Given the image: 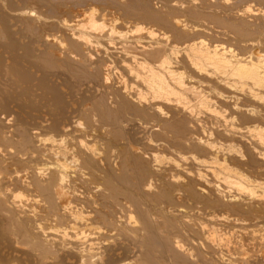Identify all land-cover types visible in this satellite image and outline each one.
I'll return each mask as SVG.
<instances>
[{
  "label": "bare ground",
  "instance_id": "bare-ground-1",
  "mask_svg": "<svg viewBox=\"0 0 264 264\" xmlns=\"http://www.w3.org/2000/svg\"><path fill=\"white\" fill-rule=\"evenodd\" d=\"M4 1L2 2L4 4L3 6L7 4V0L5 1L6 3ZM9 1L8 3L11 4H9L10 7L13 6L10 9L15 8L14 10L20 13L19 16L24 17L29 22L36 21L33 18L35 16L32 17L36 12L30 16H27V14L25 15L24 11L22 13V8L19 6L22 4L20 0ZM59 1L71 2L73 6H71L68 11L64 9L65 11L59 13V5L57 4ZM85 1L90 2V0H26L24 2H27L34 10H40L44 7L47 8V15L52 17V20L53 17L55 18V16L58 15L62 17L61 21H58L60 20L59 18L58 20L57 18L53 21L49 20L51 23L47 21L49 23L47 26L51 33L46 35L42 33L45 35L44 40L47 42L46 44L50 45L51 51L44 52L40 57L38 56V62L41 68L46 72L62 69L65 75L75 77L80 83H86L87 81L89 83V81L94 79L92 73L88 72L90 70H87L85 65V61L88 63L91 57L94 56L93 53L90 52L93 49L95 51L97 49V52L102 51V53L108 54L111 51L109 50L111 47L109 48L110 44L108 45V43L116 38L115 34L118 36L121 32L116 26V22L106 29L98 27L97 23L102 21L96 15V11H98L96 9L98 7H90L88 9L81 8L79 5ZM93 1L96 5L103 4L112 8L119 3L118 0H92L91 3H93ZM146 1L128 0L127 7L125 6L126 13L131 16L136 14V16L142 18V20L144 19L149 23H153L161 27V29L164 28L166 32H163L157 39V37H154L156 31L153 29L149 27H145V29L143 26V28L137 26L135 30L141 33L135 34L126 41L124 40L118 52L122 53V56L124 53V55L129 58L127 59L129 63L126 58L124 61L125 63L122 62L124 65L126 63L129 64V66L127 65L128 68L127 66L126 68L131 74L137 77L138 86H140L142 90L137 86L134 88V85L132 86L133 88H128L129 86L126 85L127 83L125 80L119 78L113 84L109 82L110 85H108L107 91L102 88V92L104 91L106 94H103L83 108L82 113L84 114L81 115H84L86 122L81 123L80 121H75L72 125L71 122L68 123L67 121V115L71 106L66 100H63V94L61 96V93L58 92L56 87V90L54 89L52 94L53 100L51 99L52 105L54 106V108H52L53 113L50 117L51 119H49L51 121L50 127L58 135H54L53 133V135H48L45 132L49 137L42 138L40 137L41 134H38L41 132V129L39 130L40 132L28 131L23 124L24 127L16 124L14 129H9L10 127L6 126L8 123L0 118V128L2 129L0 131V141H7L14 146L16 150L15 153L13 152L12 154L14 160L9 155L12 161L11 164L15 163L17 166L19 165V167L21 166V168L23 167L26 170L27 174L25 177H28L29 180L26 186L31 188L30 190L37 192L35 194H40L43 197L44 203L42 204H44V206L42 207L43 210H41L48 212L47 218L49 220H51L50 218L58 220L57 222L60 221V224L69 226L70 229H68L71 230L72 235L76 238L77 253L80 254L81 257L84 258V256H86V254H84L86 249L90 252L92 249L94 250L97 245H99V247L100 245L105 247L112 244L113 240H117L119 237L124 243L128 242L139 246V251L142 252L139 254H143V259L148 262H145V264H166V261L164 263V260H167L164 258L165 255H169V257L174 260L173 264H193L191 260L192 256H190L191 252L182 245V241L171 238V235H165L161 227L165 226L167 229L169 228L179 233L183 231L189 233V229V231H178L181 229V225L185 227L187 225L191 228L192 232H195L198 236L203 238L204 242L202 241V243H205L209 248V252L212 253L219 244L216 245L218 236L216 235V239L214 235L216 234L215 228H213L214 225L209 230L206 226L210 228V225L206 223L217 224L223 221L220 217L219 219L214 218L217 211L220 212L221 210L226 214L230 213L233 219L235 216H238L239 218L235 217V220H238L239 223L240 221L245 222L248 220L254 221L257 219H264V48H259L251 41H247V43L249 42L248 44L240 47L236 46L235 48L223 44L205 43L202 40L196 42V39L192 35V29L187 27L184 22L179 19L180 17H171L160 10L158 11L153 8L152 4L150 5V3ZM257 1L264 3V0ZM248 5L249 4H247V8L243 10V12L245 11L243 14H245L246 11L250 14L251 7L249 8ZM8 6L6 5L5 7L9 8ZM5 7L4 9H6ZM14 10H12V12H14ZM0 12L2 13V11ZM191 12L193 11L191 10ZM6 17L8 18V16ZM238 18L240 19V17ZM1 19H4V16H2ZM234 19L232 20L234 26L231 27L236 29L238 32L237 35L239 33L241 35L250 36L260 34L259 28L261 27L248 25L249 22L246 23L244 20L243 23H237L238 20L234 21ZM104 21L105 20L102 22ZM114 21H117L116 18ZM32 23H30L31 26ZM232 23L230 22L228 25L230 26ZM4 24L6 25V23ZM38 24L39 23H37V25ZM13 25H15V23ZM38 26L42 27V25ZM8 27L12 28L10 24ZM9 28H7V30H9ZM263 32L264 31H262V33ZM11 33L12 29L10 36ZM46 33L49 32L46 31ZM17 36H20V34ZM121 36L122 35H119L120 39L122 38ZM5 44L6 45H2L7 48L9 45H7V43ZM28 47L30 48L29 50H34L31 49L30 46ZM113 55L112 53L111 56ZM19 56L17 57L19 58ZM30 56L31 55H29V59ZM103 58L104 57L99 61L95 59L87 65L89 68L90 64L93 62H96L97 65V62L100 63L102 60H105ZM119 58L121 57L119 56ZM122 59L124 60V57ZM26 61L30 62L27 58ZM117 61V64L120 65V61ZM32 63L34 64V61ZM14 64H16V62ZM18 64L19 63H17V65ZM98 65H101V63ZM20 66L23 65L20 64ZM2 67H4L3 64ZM120 68H124V66H120ZM36 70L41 72L40 69ZM100 70L102 69L100 68ZM119 71H121V69ZM94 72H96V70ZM22 75H24L26 79V77H29L31 74L24 71ZM108 75V77L111 78V74ZM133 75L132 78L134 77ZM53 77L51 79H53ZM56 77H58V75ZM45 78H48V76ZM41 79H39V85L45 88L49 83H47L48 81H44V78L42 81ZM34 80H36V78ZM106 80L107 76L104 80L105 84L107 83ZM115 80L116 79L112 80V82ZM51 82L50 84H52ZM104 82L101 83L100 81L99 83L103 84ZM99 83L97 85H99ZM11 85L9 84V87ZM52 85L55 86V84ZM69 86H71V84L68 85V88H70ZM72 86L74 85L72 84ZM76 86V88H78V85ZM93 86L95 87L96 84ZM102 86H104V84ZM25 87L27 88V86ZM62 87L65 86L62 85ZM50 88L53 89V87H49V89ZM27 89L29 91V88ZM99 89H101V87ZM189 91L198 96L199 104L209 110V112L212 113L211 115L219 114V116H215L222 118H220L218 122L219 125L213 126L208 134L202 133L203 135H200L198 130H196L200 123H197L198 118L196 120V118L192 117L195 113L192 114V109L187 103L188 98L186 97V99L184 97ZM49 94H47V96ZM100 94L102 93L100 92ZM70 109L74 112L76 108L74 110H72L73 107ZM78 110L79 108L76 111ZM20 116L22 115L20 114ZM194 117H196V115H194ZM128 122H133L138 127H142V129L150 133L146 143H143V147H139L140 144L137 146L131 141H128V143L124 142V140L129 137L127 135L128 131L125 130L124 127V124ZM48 126L49 125L45 127L48 128ZM42 127L44 128V126ZM7 128L9 130L5 131L4 129ZM202 129L199 130L202 131ZM44 131L47 130L44 128ZM44 131L42 132L44 133ZM49 131L50 130L47 132ZM50 132L49 134H51ZM126 136L128 137L126 138ZM44 141H50V144L46 145L48 142L45 144ZM5 149L7 150V148ZM6 164L4 166H6ZM6 168L4 167L5 170ZM15 169H17V167ZM8 170L10 169L8 168ZM4 177H6V175ZM89 181L95 184L93 186L95 193L91 191L95 194V197L97 196L96 194H98L99 197L106 194L110 198V201L106 203L92 204V211H90L93 213L92 215L89 214V211V213L85 214L86 212L84 213L83 209L78 207L80 205L79 203L84 200L81 198L82 201L79 202L80 196L82 197L83 194L79 195L78 188H86L84 183ZM90 182L86 184L91 189ZM106 195L105 197H107ZM91 196L93 197L92 199L90 198V202L92 203L94 202L93 199L96 200V198H94L93 194H91ZM1 199L0 212L9 214L13 211L11 210L13 208L19 214H30L29 212L27 213V209L21 208L23 205L26 206L28 202L26 203L22 200L19 195L13 196L11 203L7 198ZM103 199L104 198H102V200ZM84 207L86 208L85 205ZM109 207H113V209H109ZM187 207L192 208L191 211L194 209L198 214H205V216L208 217H203V219L207 218V220L201 221L198 219V216H196L198 218L195 216V218L192 217L191 215L195 214H192L191 211L189 212L191 214H188L187 212L189 210L186 211V209H188ZM34 210L35 209L32 208L33 212ZM37 214L38 212L36 215ZM219 214H221V212ZM186 216H191V220L186 221L187 219H184ZM4 217L6 219L5 222L9 221V219L11 220L10 215ZM11 222L13 221L11 220ZM259 223L260 220L258 224ZM262 223L264 224L263 221ZM262 223L261 225H263ZM252 224L255 223L253 222ZM54 225L55 227L57 226L56 224ZM45 226L50 229L52 227L46 224ZM4 233L8 235L12 234V232L8 231L7 227H5ZM184 233L185 232H183V234ZM198 243L200 242L198 241L195 247H197V251L199 250L200 262H202V264L212 263V257L210 258L209 253H206L208 251L204 252ZM39 245L40 244H38V246ZM34 248H36V246ZM40 251L42 252V250ZM0 257L3 258L2 256ZM172 260L168 262L171 263ZM260 260L264 264V252L263 254L260 253ZM109 261L106 260V264ZM216 264L228 263L219 261V263L216 262Z\"/></svg>",
  "mask_w": 264,
  "mask_h": 264
},
{
  "label": "rangeland",
  "instance_id": "rangeland-1",
  "mask_svg": "<svg viewBox=\"0 0 264 264\" xmlns=\"http://www.w3.org/2000/svg\"><path fill=\"white\" fill-rule=\"evenodd\" d=\"M4 0H0V11H2L3 15L1 12V17L4 16V19H1L0 17V118L3 121H6L8 124L6 126L10 127L9 129H14V126L20 125V126H25V128L28 131H32V132H42L45 130H50L52 132H50L51 134H49V132L44 131V133L40 132L38 134H41L40 137L44 138V137H49L48 135H58L57 133H55V131L50 127V117L52 115V111L54 108V106L52 105L51 99L53 98V90L57 87L58 92L61 93L62 98H64L63 100H66L67 103L71 106L70 108L73 107L71 111V109L69 108V113H68V123L71 122V124L75 121H80L81 123H85L86 120L84 118V114L83 112V108H85V106L87 104L92 103L94 100H96L97 98H99L100 96H102L103 94L105 95L106 92H102V88L105 89V91H107L108 85L113 84L114 82L117 81V79H121V80H125V82L127 83L126 85L129 86L128 88H131L133 85V87L135 88L136 86L142 90V88L140 86H138L137 83V77L134 76L133 74L130 73V71L127 69L129 66V61L127 59H129L128 57H126V55L123 56L121 55L122 53H118L120 51V47L122 46L121 43L125 40H128L129 38H131L132 36H134L135 34H139L141 33L140 31L137 32V30H135V28L137 26L140 27H146V28H151L154 31H156V35L154 37H157V39L159 38L158 36H160L165 29H161V27L153 24V23H149L146 20H142V18L136 16V14L134 15H129L128 13H126V7L128 4V0H118V5L114 6L113 8L110 6H105L103 4H95L94 1L93 3L92 0L89 1H85L82 2L79 6L81 8L84 9H88L90 7L94 8V7H98L96 10L97 13V17L100 18L102 21L105 20L104 22L99 21L97 23L98 27L106 29L108 28L110 25H112L114 22H116V26L119 28V30L121 31L119 35H122L120 39L119 35L117 36L115 34V41L113 40L112 42L108 43V45L110 44L109 48L111 47V50L108 54L107 53H102V51L97 52L93 49L90 53H93L94 56L91 57V59L88 61V63H91L92 61H94L95 59L97 61L101 60L102 57H104L100 63L101 65H98L100 63L96 62L90 64V68H89V64L87 63V61H85V65L87 70L89 69L90 71H88L89 73H92L93 76V80L85 82H78L77 79L75 77H70L68 75H65L64 71L62 69H55L52 71H44L41 66L39 65L38 59L40 56H42L44 54V52H49L51 51V47L49 44H46L47 42L44 40V36L46 34H50L51 31H49V27L47 25H49V20H52V17L47 15V8H41L40 10L32 8L30 5L26 3H24L26 0H20L22 2L20 8H22V13L24 11L25 15L27 14V16H30L31 14H35L32 15L35 16L33 17L36 21H32L29 22L27 21L24 17L19 16L20 13L17 11H15L12 8L13 6L10 7V3H8L9 0H7V7L3 6L4 4L2 3ZM6 1V0H5ZM4 1V2H5ZM144 1V0H142ZM146 1V0H145ZM210 1V2H209ZM147 0L146 2L150 3V5L152 4L153 8H155L156 10H160L168 15L175 16V17H180L179 19L182 20L184 22V24L189 27L190 29H192V35L193 37L196 39L197 41H204L205 43H215V44H223L226 46H230L235 48L236 46L240 47L242 45L248 44L247 41H251L253 42V44H256V46H258L259 48H264V39H263V35L264 32L262 33V31H264V3L263 2H258L257 0ZM257 1V2H256ZM10 2V1H9ZM170 2V3H169ZM207 2V3H206ZM228 2V3H227ZM252 2V3H251ZM2 3V4H1ZM6 3V2H5ZM219 3V4H218ZM223 5H221V4ZM244 3V4H243ZM258 3V4H257ZM260 3V4H259ZM25 4V5H24ZM59 5L58 11L59 13L65 11V10H69V8H71L72 3L71 2H67V1H59L57 3ZM69 4V6H68ZM228 4V5H227ZM247 4L248 7L251 9V12L249 14L248 11H246V13L243 14V10H245V8H247ZM253 4V5H251ZM57 5V6H58ZM62 5V6H61ZM101 5V6H100ZM126 6V7H125ZM204 6V7H203ZM232 6V7H231ZM242 6V7H241ZM4 7L6 9H4ZM30 7V8H29ZM228 7V8H227ZM244 7V8H243ZM259 7V10H258ZM3 8V9H2ZM24 8V9H23ZM124 8V9H123ZM158 8V9H157ZM242 8V9H241ZM263 8V9H262ZM19 9V8H18ZM65 9V10H64ZM184 9V10H183ZM194 9V10H193ZM7 10V12H6ZM9 10V12H8ZM11 10V11H10ZM12 10H14V12H12ZM34 10V11H33ZM113 10V11H111ZM172 10V11H171ZM191 10L193 12H191ZM253 10V11H252ZM27 11V12H26ZM190 11V12H189ZM235 11V12H234ZM250 11V10H249ZM258 11V12H257ZM199 12V13H198ZM211 12V13H210ZM242 12V13H241ZM14 13V14H13ZM19 13V14H18ZM121 13V14H120ZM192 13V14H191ZM39 14V15H38ZM114 14V15H113ZM219 14V15H218ZM226 14V15H225ZM47 15V16H46ZM103 15V16H102ZM105 15V16H104ZM194 17H192V16ZM231 15V16H230ZM234 15V16H233ZM8 16V18L6 17ZM16 16V17H15ZM119 16V17H117ZM227 16V17H226ZM242 16V18H241ZM263 16V17H262ZM11 17V18H10ZM42 19H40V18ZM46 17V18H45ZM103 17V18H102ZM182 17V18H181ZM223 17V18H222ZM240 17V19L238 18ZM40 20H38V19ZM55 18H58L61 21L62 17H60V15L55 16ZM53 17V20H56ZM105 18V19H104ZM116 18L117 21H114ZM118 18V19H117ZM225 18V19H224ZM228 18V19H226ZM236 20H235V19ZM7 19V20H6ZM15 19V20H14ZM25 19V20H24ZM48 19V20H47ZM243 23L244 21L246 23H248V25H251L253 27H261L260 29V34L257 35H241L240 33L237 35V31L233 25V20ZM242 19V20H241ZM248 21H246V20ZM6 22H5V21ZM13 20V21H12ZM20 20V21H19ZM43 20V22H42ZM52 20V21H53ZM119 20V21H118ZM240 20V21H239ZM244 20V21H243ZM250 20V21H249ZM9 23H8V22ZM16 21V22H15ZM19 21V22H18ZM40 21V22H39ZM49 23H48V22ZM136 21V22H135ZM242 21V22H241ZM252 21V22H251ZM3 22V23H2ZM46 22V23H44ZM132 22V23H131ZM138 22V23H137ZM225 22V23H224ZM232 23V25H228V23ZM252 24H251V23ZM6 23V25L4 24ZM15 23V25H13ZM18 23V24H17ZM30 23H32V26L30 25ZM37 23H39L38 25H42L38 26ZM48 23V24H47ZM119 23V24H118ZM136 23V24H135ZM227 23V24H226ZM236 23V22H235ZM258 23V25H257ZM9 24L12 26V28L8 27ZM22 24V25H21ZM28 24V25H26ZM44 24V26H43ZM46 24V25H45ZM254 24V25H253ZM261 24V25H260ZM37 25V26H36ZM257 25V26H255ZM2 26V27H1ZM5 26V27H4ZM28 26V27H27ZM151 26V27H150ZM41 27V28H40ZM45 27V28H44ZM48 27V28H47ZM142 27V28H143ZM156 27V28H155ZM204 27V28H203ZM7 28H9V30H7ZM27 28V29H26ZM145 28V29H146ZM223 28V29H222ZM4 29V30H3ZM12 29V33L10 36V32ZM44 29V30H43ZM234 29V30H233ZM263 29V30H261ZM32 30V31H31ZM194 30V31H193ZM226 30V31H225ZM233 30V31H231ZM14 31V32H13ZM16 31V32H15ZM42 31V32H41ZM46 31H48L49 33H46ZM124 31V32H123ZM142 31V30H141ZM144 31V30H143ZM28 32V34H27ZM31 34H30V33ZM45 32V33H44ZM233 32V33H231ZM23 33V34H22ZM40 33V34H39ZM45 35H43V34ZM124 33V34H123ZM2 34V35H1ZM20 34V36L17 35ZM42 34V35H41ZM263 34V35H261ZM17 37H16V36ZM25 35V36H24ZM28 35V36H27ZM41 37H40V36ZM14 36V37H13ZM35 36V37H34ZM234 36V37H233ZM239 36V37H238ZM5 37V38H4ZM8 37V38H7ZM12 37V38H11ZM28 37V38H27ZM207 37V38H206ZM230 37V38H229ZM238 37V38H237ZM10 38V39H9ZM16 38V39H15ZM19 38V39H18ZM33 38V39H32ZM42 38V39H41ZM210 38V39H208ZM119 40V41H118ZM239 40V41H238ZM18 41V42H17ZM28 41V42H27ZM31 41V42H29ZM45 41V42H44ZM7 43V45H9L7 48L6 46H3L2 44L6 45L5 43ZM43 44H42V43ZM19 43V44H18ZM23 45H22V44ZM26 43V44H25ZM45 43V45H44ZM243 43V44H242ZM235 44V46H234ZM238 44V45H237ZM240 44V45H239ZM26 45V46H25ZM34 45V46H32ZM120 45V46H119ZM16 46V47H15ZM18 46V47H17ZM30 46L31 49H34L33 51L29 50L30 48L28 47ZM34 47V48H33ZM28 48V49H27ZM116 48V49H115ZM17 49V50H16ZM29 51H27V50ZM39 49V50H38ZM42 49V50H40ZM4 50V51H3ZM10 50V51H9ZM13 50V52H12ZM16 50V51H14ZM38 50V51H37ZM117 52H116V51ZM41 51V52H39ZM43 51V52H42ZM12 52V53H11ZM23 52V53H22ZM34 52V54H33ZM37 52V53H36ZM4 53V54H3ZM9 53V54H8ZM12 57L11 56V54ZM15 53V54H14ZM28 53V54H27ZM31 53V54H30ZM39 53V54H38ZM100 53V54H99ZM114 54L113 56H111V54ZM22 54V55H21ZM118 54V55H117ZM4 55V56H3ZM6 55V56H5ZM20 55V56H19ZM29 55L30 59H29ZM36 55V56H35ZM92 55V54H91ZM105 55V56H104ZM109 55V56H108ZM116 55V56H115ZM19 56V58L17 57ZM24 56V57H23ZM34 56V57H33ZM39 56V57H38ZM102 56V57H101ZM111 56V57H110ZM119 56L121 58H119ZM10 57V58H9ZM94 57V58H93ZM116 59H115V58ZM124 57V60L122 59ZM12 58V60H11ZM26 58L28 61H26ZM93 58V59H92ZM111 58V59H109ZM126 60L128 61V63H126L124 65V61ZM9 59V60H8ZM15 59V60H14ZM18 59V60H16ZM121 59V60H120ZM34 61V64L32 63ZM107 60V61H106ZM120 61L121 64L123 65H119L117 64L118 61ZM4 65V67H2V64ZM11 61V62H10ZM124 63H123V62ZM16 62V64H14ZM37 62V63H36ZM17 63H19L17 65ZM107 63V64H106ZM20 64H22L23 66H20ZM27 64V65H26ZM33 64V66H32ZM88 64V65H87ZM95 64V65H94ZM111 64V65H110ZM103 65V67H102ZM114 67H113V66ZM117 67H116V66ZM128 65V66H127ZM18 66V67H16ZM37 66V68H36ZM40 66V67H39ZM92 66V67H91ZM95 66V67H94ZM106 66V67H105ZM120 66H124V68H120ZM127 66V68H126ZM99 69H98V68ZM110 67V70H109ZM94 68V69H93ZM100 68L102 70H100ZM22 69V70H20ZM28 69V70H27ZM36 69H40L41 72H39ZM105 69V70H104ZM121 69V71H119ZM126 69V70H124ZM11 70V71H10ZM14 70V71H13ZM61 70V71H60ZM96 70V72H92V71ZM108 70V71H107ZM124 70V72H123ZM21 71V72H20ZM24 71H27L29 74V77H26L22 75V73ZM30 71V72H29ZM5 72V73H4ZM13 72V73H12ZM37 74H36V73ZM53 72V73H52ZM60 72V73H59ZM99 72V73H98ZM104 72V73H103ZM110 72V73H109ZM128 72V74H127ZM20 73V74H19ZM42 73V74H41ZM55 73V74H54ZM59 73V74H58ZM96 73V74H95ZM126 73V74H124ZM54 74V75H53ZM64 74V75H63ZM94 74V75H93ZM108 74H111L109 78ZM113 74V76H112ZM33 75V77H32ZM36 77H35V76ZM41 75V76H40ZM48 78H45L47 77ZM58 75V77H56ZM118 75V76H117ZM122 77H121V76ZM126 75V76H125ZM131 75V76H130ZM132 75L134 76L132 78ZM54 76V77H53ZM60 76V77H59ZM97 76V77H96ZM99 76V77H98ZM107 76V83L105 84L104 80L106 79ZM12 77V78H11ZM53 77V79H51ZM103 77V78H102ZM116 77V78H114ZM2 78V80H1ZM4 78V79H3ZM6 78V79H5ZM22 78V79H21ZM29 78V79H28ZM36 78V80H34ZM43 79L44 81H48L47 83H49L48 85L44 87H41L40 84V80L39 79ZM57 78V79H56ZM70 78V79H68ZM123 78V79H122ZM11 79V81H10ZM14 79V80H13ZM33 79V80H32ZM41 79V81H42ZM48 79V80H47ZM51 79V80H50ZM56 79V80H55ZM63 79V80H62ZM73 79V81H72ZM99 79L102 82H104V86H102L103 84H100ZM103 79V81H102ZM116 79L115 81L112 82V80ZM127 79V80H126ZM9 80V83H8ZM67 80V81H66ZM71 82H70V81ZM98 80V81H97ZM2 81V82H1ZM22 83H21V82ZM52 81V82H51ZM64 81V82H63ZM66 81V82H65ZM96 81V83H95ZM12 82V83H11ZM14 82V83H13ZM20 82V83H18ZM29 82V83H28ZM50 82L52 85L50 84ZM56 82V83H55ZM70 82V83H69ZM110 82V83H109ZM26 85H25V84ZM35 83V84H34ZM46 83V82H45ZM46 83V84H47ZM64 83V84H62ZM77 83V84H76ZM99 83V85H97ZM4 84V85H3ZM9 84L12 86L9 87ZM59 84V85H57ZM72 84L74 86H69L70 88H68V85ZM78 85V88H76ZM81 84V85H79ZM96 86L94 87L93 85ZM2 85V86H1ZM22 85V86H20ZM65 86V87H62ZM83 85V87H82ZM90 85V86H89ZM107 85V86H105ZM4 86V87H3ZM27 86V88L25 87ZM44 86V85H43ZM7 87V88H6ZM16 87V88H15ZM21 87V88H20ZM24 89H23V88ZM49 87H53L49 89ZM62 87V89H61ZM85 87V88H84ZM97 87V88H96ZM101 87V89H99ZM105 87V88H104ZM132 87V88H133ZM31 88V89H30ZM43 88V89H42ZM67 88V89H66ZM95 88V89H94ZM36 89V90H35ZM47 89V90H46ZM71 89V90H70ZM78 89V90H77ZM23 90V91H22ZM26 90V91H25ZM56 90V89H55ZM74 90V91H73ZM92 90V91H91ZM9 91V92H8ZM12 91V92H11ZM22 91V92H20ZM25 91V92H24ZM33 91V92H32ZM72 91V92H71ZM77 91V92H76ZM98 91V92H97ZM16 92V93H14ZM75 92V93H74ZM100 92L102 94H100ZM190 92V91H189ZM189 92L187 94H185V98L187 99V103L190 106V108L192 109V114L196 115V117H194V115H192L193 118H198L197 123H200L199 126L197 127L196 130H198V132L200 133V135L202 133L208 134L210 132V130L212 129V127L219 125V120L221 117H217L219 116V114H215V115H211L212 113L209 112V110H207L203 105L199 104V99L197 98L198 96L192 94V92ZM20 93V94H19ZM45 93V94H44ZM50 93V94H49ZM14 94V95H13ZM19 94V95H17ZM22 94V95H21ZM47 94H49L47 96ZM89 94V95H88ZM4 95V96H3ZM6 95V96H5ZM26 95V97H25ZM44 95V96H42ZM51 95V97H50ZM42 96V97H41ZM18 97V98H17ZM83 97V98H82ZM86 97V98H85ZM94 97V98H93ZM193 97V98H192ZM5 98V99H4ZM14 98V100H13ZM17 98V99H15ZM25 98V99H24ZM47 98V100H46ZM93 98V100H92ZM2 99V100H1ZM21 101H19V100ZM69 99V100H68ZM11 100V101H10ZM44 100V101H43ZM48 102H46V101ZM53 100V99H52ZM189 100V101H188ZM2 101V103H1ZM8 101V102H7ZM65 101V102H66ZM73 101V102H72ZM185 101V100H184ZM13 102V103H12ZM46 104H44V103ZM51 102V103H50ZM16 103V104H15ZM3 104V105H1ZM15 104V106H14ZM49 104V105H48ZM75 106H74V105ZM24 105V106H21ZM18 106V107H17ZM26 106V107H25ZM52 106V107H51ZM3 107V108H2ZM2 108V109H1ZM25 108V109H24ZM47 108V109H46ZM79 108L78 111H76ZM168 108V107H166ZM10 109V110H8ZM16 111H15V110ZM21 109V110H20ZM4 110V111H3ZM12 110V111H11ZM85 110V109H84ZM13 115H12V113ZM50 111V112H49ZM72 113H71V112ZM15 112V113H14ZM48 112V113H47ZM46 113V114H45ZM50 113V114H49ZM222 113V112H221ZM20 114L22 116H20ZM214 114V113H213ZM4 117V118H3ZM22 117V118H20ZM27 117V118H26ZM40 117V118H39ZM70 117V118H69ZM77 117V118H76ZM12 118V119H11ZM50 118V119H49ZM66 118V119H67ZM204 118V119H203ZM208 118V119H207ZM216 118V119H215ZM218 118V119H217ZM5 119V120H4ZM29 119V120H28ZM222 119V118H221ZM44 120V121H43ZM46 120V121H45ZM217 120V121H216ZM10 121V123H9ZM21 122V123H20ZM46 123V124H44ZM49 123V124H48ZM130 123V124H129ZM211 123V124H210ZM216 123V124H215ZM23 124V125H22ZM40 124V125H39ZM72 124V125H73ZM48 126L45 127V126ZM129 125V127H128ZM23 126V127H24ZM40 128H39V127ZM44 126V128L42 127ZM204 129H202L201 127ZM42 127V128H41ZM50 127V128H49ZM125 130H127V135L126 136L127 139L124 140V142L128 143V141L130 142H134V144H136L139 147H143V145L146 143V141L148 140L150 133L147 132V130L142 129V127H138L137 125H135L133 122H128L124 124ZM29 128V129H28ZM34 128V129H32ZM37 128V129H36ZM127 128V129H126ZM137 128V129H136ZM4 129L5 131L9 130ZM31 129V130H30ZM41 129V130H40ZM202 129V131L200 130ZM2 129L0 128V131ZM34 130V131H33ZM40 130V131H39ZM205 131V132H204ZM48 134H46V133ZM130 132V133H129ZM197 132V131H196ZM197 132V133H198ZM53 133V134H52ZM145 133V134H144ZM44 134V135H42ZM139 134V135H138ZM203 135V134H202ZM148 137V138H147ZM127 140V141H126ZM46 145L50 144V141H44ZM0 202H1V198L5 199L7 198V200L11 203V201L13 200V196L15 195H19L21 197L22 200H24L26 203L28 202V204L25 206L23 205L21 208L22 209H27V213L29 212L30 214H19L18 212L15 211V209H11L13 210L12 212H10L9 214L6 212H0V256H2L4 258L0 257V264H106V260H110L107 264H145V261L142 257L143 254H139L142 253L139 248V246L137 245H133L131 243H124L120 240V238L117 240H113L112 244H109L107 246H103V245H97L96 248H94V250L92 249L90 252L87 251V247L84 249L86 256L81 257L80 254L77 253V246H76V238H74V235H72L71 230H69V226L67 227L66 225L64 226L63 224H60V221L57 222L58 220L52 219L49 220L47 218L48 216V212L47 211H42L43 210V206L44 203L43 201V197L39 194H35L37 192H34L33 190H30L31 188L27 187L26 184H28L27 182H29L28 177H25L27 172L26 170L21 166L19 167V165L17 166V164L12 163L11 161V157L13 156V152L15 153V148L14 146H12L11 144H9L7 141H0ZM144 143V144H143ZM2 146V147H1ZM5 146V147H4ZM7 148V150L5 149ZM10 148V149H8ZM11 150V151H10ZM12 152V153H11ZM7 153V155H6ZM11 157H10V156ZM3 156V157H2ZM8 156V157H7ZM14 157V156H13ZM12 157V159L14 160V158ZM2 158V159H1ZM10 160H9V159ZM9 160V161H8ZM4 161V162H2ZM11 161V162H10ZM7 162V164H6ZM7 166H4L5 164ZM3 164V165H2ZM14 165V166H13ZM9 166V167H8ZM17 169H15L16 167ZM41 166V165H38ZM4 167L6 168V170L4 169ZM13 167V168H12ZM2 168V169H1ZM8 168L10 170H8ZM20 169V170H19ZM23 169V170H22ZM2 170V171H1ZM8 170V172H7ZM25 170V172H24ZM5 171V172H4ZM7 172V173H6ZM10 172V173H9ZM23 172V173H22ZM18 173V174H17ZM25 173V174H24ZM6 177H4L5 175ZM24 174V175H23ZM21 176V177H20ZM2 177V178H1ZM4 177V178H3ZM8 177V178H7ZM23 177V178H22ZM5 180V181H4ZM21 180V181H20ZM23 180V181H22ZM27 180V181H26ZM3 182V183H2ZM26 182V183H25ZM90 182V181H89ZM89 182H86L87 184ZM25 187L24 186V184ZM84 183L86 185V188L83 187H79V195L83 194L82 197L80 196V201L82 202H78L80 208L83 209L84 213L87 214L90 211H92V204H103L106 203L108 201H110V198L107 196L105 197V195L102 196H98V194H96L97 196L95 197L94 193H95V189H94V183L90 182V186L92 187L90 189L89 186H87V184ZM84 185V187H85ZM89 187V188H88ZM81 188V189H80ZM86 191V192H84ZM93 189V190H92ZM82 190V191H81ZM90 192L88 193L87 192ZM94 193H92V192ZM10 192V193H9ZM81 192V193H80ZM83 192V193H82ZM5 193V194H4ZM86 193V194H85ZM90 194V195H87ZM91 194H93L94 198V202H90L91 199L93 198L91 196ZM2 196V197H1ZM89 196V197H88ZM84 197V198H83ZM87 199H86V198ZM104 198L102 200V198ZM82 198V200H81ZM89 198V199H88ZM91 198V199H90ZM99 198V199H97ZM27 199V200H26ZM101 199V200H100ZM109 199V200H108ZM42 200V201H40ZM89 201V202H88ZM102 201V202H101ZM30 202V203H29ZM96 202V203H95ZM18 204V203H17ZM33 206H32V205ZM84 204L86 206V208L84 207ZM35 209L38 214L36 215V211L34 210V212L32 211V208ZM41 205V206H40ZM30 206V209H29ZM84 208H83V207ZM13 207V205H12ZM41 207V208H39ZM188 208V207H187ZM29 209V210H28ZM42 209V210H41ZM109 209H113V207H109ZM192 208H188L186 209L189 210L187 213L188 214H195V215H191L192 217H196L198 219L202 220H207V218L203 217H208L205 216V214L201 215V213H197L194 209L191 211ZM32 211V212H31ZM89 211V212H88ZM191 211V213H189ZM36 212V213H35ZM221 212V214H219ZM217 211V213L215 214L214 218L219 219V217L221 219H223V221L217 223V224H209L208 222L206 223L207 225H210L207 229H211V227L214 225L213 228H215L214 230L216 231V234H214L216 236V250H214V252L212 251V253L215 252H219V253H215L212 254L211 252H209V248L206 246L205 243H202L203 238L201 236H198V234H196L195 232L191 231V228H189L187 225L186 227L181 225V229H179L178 231H182V230H190V234L187 231H183L185 232L183 234V232L179 233L177 231H173L172 229H167V227L163 226L161 227V230L163 231V233L165 235L170 236L173 239H177L182 241V245L189 250V252H191V260L193 261V264H202V262H200V256H199V250L197 251V247H195L197 244V242L199 241L200 243H198V245L200 244V248L203 249V251H208L206 253H209V257L211 258L212 263L210 264H216V262L219 263V261H222L224 263H228V264H263V262L260 260V253L263 254L264 252V224L262 223V221L264 222V219H257V220H252L255 224H252L253 222L248 220V221H239L235 220L238 216H235L234 219L231 216L232 214H226L223 211L220 210ZM5 213V214H3ZM14 213V214H13ZM44 213V214H43ZM16 214V215H15ZM33 214V215H32ZM89 214H93L92 212H90ZM6 215H10L11 216V220L13 222H11V220L9 219V221L5 222L6 219L4 216ZM15 215V217H14ZM23 215V216H22ZM34 217H32V216ZM41 217H40V216ZM230 215V216H229ZM29 216V217H28ZM39 216V217H38ZM45 216V217H44ZM191 216H186V218L184 217V219L186 221H190L191 220ZM202 216V217H201ZM218 216V217H217ZM18 217H19V221H18ZM24 217V218H23ZM28 217V219H27ZM31 217V218H30ZM188 217V218H187ZM194 217V218H195ZM229 217V218H228ZM232 217V218H231ZM23 218V219H22ZM33 218V219H32ZM202 218V219H201ZM227 218V219H226ZM239 218V217H238ZM15 219V220H13ZM37 219V220H36ZM42 219V220H41ZM19 224H18V222ZM22 220V221H20ZM28 220V222H27ZM36 220V221H35ZM44 220V221H43ZM48 220V221H47ZM227 220V221H226ZM260 220V223L258 224ZM2 221V222H1ZM43 221V222H42ZM51 221V222H50ZM230 221V222H228ZM46 222V223H45ZM48 222V223H47ZM205 222V221H203ZM246 222H250L249 224ZM252 222V223H251ZM10 223V224H9ZM24 223V224H23ZM51 223V224H49ZM261 223L263 225H261ZM16 224V225H15ZM40 224V225H39ZM46 225L48 226H52L51 229L47 228ZM56 224L57 226L55 227ZM252 224V225H251ZM21 225V226H20ZM59 225V227H58ZM250 225V226H248ZM218 226V227H217ZM221 226V227H220ZM240 226V227H238ZM5 227L8 228V231L12 232V234H5L4 230ZM22 227V230H21ZM26 227V228H25ZM45 227V228H43ZM65 227V228H64ZM251 227V228H250ZM24 228V229H23ZM69 228V229H68ZM163 228V229H162ZM166 228V229H165ZM185 228V229H183ZM263 228V229H262ZM21 231H20V230ZM27 229V230H26ZM56 229V230H54ZM221 229V230H220ZM229 229V230H228ZM235 229V230H233ZM246 229V230H245ZM252 229V230H251ZM36 230V231H35ZM64 230V231H63ZM68 230V231H67ZM188 230V231H189ZM255 230V231H254ZM26 231V232H25ZM60 231V232H59ZM169 231V232H168ZM65 232V233H64ZM175 232V233H174ZM71 233V234H70ZM168 233V234H166ZM193 233V235H192ZM63 234V235H62ZM68 234V235H67ZM248 234V236H247ZM11 235V236H10ZM191 236V237H188ZM226 236V237H225ZM6 237V238H5ZM8 237V238H7ZM19 237V238H18ZM22 237V238H21ZM72 237V238H71ZM18 238V239H17ZM221 240H220V239ZM21 241H20V240ZM18 240V241H17ZM31 240V241H30ZM36 240V241H34ZM40 240V241H39ZM197 240V242H196ZM29 241V242H28ZM48 241V243H47ZM118 241V242H117ZM120 241V242H119ZM194 241H195V245H194ZM27 242V243H26ZM39 242V243H38ZM116 242V243H114ZM193 242V243H192ZM204 242V241H203ZM9 243V244H8ZM23 243V244H22ZM25 243V244H24ZM30 243V244H29ZM44 243V244H43ZM52 243V244H51ZM120 243V244H118ZM122 243V244H121ZM202 243V245H201ZM38 244H40L38 246ZM51 244V245H50ZM115 244V245H114ZM117 244V245H116ZM130 244V245H129ZM43 245V246H41ZM74 245V246H73ZM227 245V246H226ZM255 245V246H254ZM4 246V247H2ZM36 246V248H34ZM46 246V247H44ZM54 248H53V247ZM103 246V247H102ZM188 246V247H187ZM202 246V247H201ZM205 246V247H204ZM63 247V248H62ZM137 247V248H136ZM204 247V248H203ZM4 248V249H3ZM39 248V250H38ZM49 248V249H48ZM72 248V249H71ZM74 248V250H73ZM83 248V247H82ZM134 248V249H133ZM138 249V250H137ZM205 249V250H204ZM219 249V250H218ZM263 249V250H262ZM36 250V251H35ZM42 250V252L40 251ZM47 250V251H46ZM71 250V251H69ZM218 250V251H217ZM221 250V251H220ZM241 252V253H240ZM46 253V254H45ZM49 253V254H48ZM90 253V254H89ZM105 253V254H104ZM108 253V256H107ZM120 253V254H119ZM94 254V255H93ZM104 254V255H102ZM223 254V255H222ZM113 255V256H112ZM134 255V256H133ZM140 255V256H139ZM214 255V256H212ZM216 255V256H215ZM53 258H52V257ZM100 256V257H99ZM104 256V257H103ZM132 256V257H131ZM168 258H166V257ZM164 258L167 260H164V263L166 261V264H173L174 260H172L171 257H169V255H165ZM218 256V257H217ZM113 257V258H112ZM221 257V258H220ZM251 259H250V258ZM83 259V260H82ZM85 259V260H84ZM101 259V260H100ZM197 259V260H196ZM199 259V260H198ZM221 259V260H219ZM89 260V261H88ZM105 260V261H104ZM134 260V261H133ZM172 260L171 263H169L168 261ZM84 261V262H83ZM242 261V262H241ZM44 262V263H43ZM138 262V263H137ZM195 262V263H194ZM148 263V262H147ZM146 263V264H147ZM150 264V263H149Z\"/></svg>",
  "mask_w": 264,
  "mask_h": 264
}]
</instances>
